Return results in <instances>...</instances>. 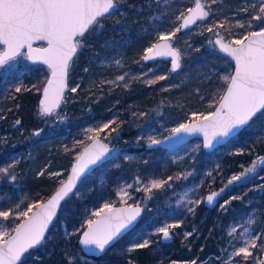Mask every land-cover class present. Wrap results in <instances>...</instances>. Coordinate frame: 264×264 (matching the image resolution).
Here are the masks:
<instances>
[{"label":"trees","instance_id":"obj_1","mask_svg":"<svg viewBox=\"0 0 264 264\" xmlns=\"http://www.w3.org/2000/svg\"><path fill=\"white\" fill-rule=\"evenodd\" d=\"M239 1L218 0L212 4L216 18L206 20L221 22L227 17L225 27L220 29L227 41L242 38L247 31L258 29L229 28V24L235 25L237 19L248 18L245 13L232 15L237 11ZM208 2L211 3V0ZM192 3L193 0H122L118 4V11L101 18L99 23L103 27L97 25L94 31L89 32L84 38L86 46L73 57L69 68V87L57 110L63 112V119H55L56 111L51 116H42L39 112L40 97L49 75L45 65L34 63L0 74V114L4 117L0 119V166L18 161L16 183L0 180V210H7L19 203L20 211H23L30 202L46 200L65 180L78 154L94 137L107 138L108 141L104 140L110 145L115 137L114 141L120 147L117 154L88 174L77 189L65 198L46 234L45 242L30 250V255L24 258L26 263L34 264L33 258L39 257L35 264H66L65 253H70L72 247L86 255L79 243L82 233L76 230L81 225L86 226L88 219L94 218V209L110 194H115L121 180L132 178L135 180L132 201L139 196L137 202L144 208L140 222L100 257H90L94 260L88 259L87 262L75 258L74 264H128L130 258L135 264H187L186 258L190 259L189 262H196L208 257L207 247L216 224L217 211L216 207L210 208L205 202L197 206L194 215L186 218L190 219L187 231L193 234L185 239L186 232H182L176 238L178 242L175 243L182 244L179 249L191 253L179 255L161 251L163 248L158 244L162 242L156 239L158 234L150 239L153 243L149 248L127 252L132 242L143 239V234L137 231L142 224L150 223L155 208L167 201L173 189L166 185L147 193L143 191L144 186L136 189V185H140L136 183L137 177L141 182L167 179L190 167L195 168L198 171L196 177H200L205 176L201 171L207 169L212 175H207L201 187L204 194L228 182V172L233 170L242 156L264 154V125L259 123L245 127L213 151L205 150L201 139L195 138L190 142L198 144L197 155L188 154L176 162L168 158L173 151L156 147L150 149L153 154H146L141 147L135 146L137 136L147 130V126L157 125L155 132H145L148 138L161 139L176 128L174 125L189 121L192 112L207 114L214 110L219 96L227 88V82L222 77L233 73V59L219 50L206 28L200 32L194 31L198 24L177 33V42L173 44L180 50L182 65L176 72H170L171 62L168 58L137 63L144 48L157 40V33L168 26L175 27L178 24L173 23L175 16L179 11L186 12ZM115 60H120L121 65L117 66ZM86 67L88 72L84 71ZM148 69L154 71L148 72ZM210 71L214 74L209 78ZM124 73L131 77L126 81L127 88L124 82L114 87L100 83ZM143 73L148 75L136 79ZM160 75L168 79L152 85L145 82ZM77 85V91L71 92L70 89ZM190 86L194 88L190 90ZM17 87L21 88L20 92L15 91ZM113 119L119 125L117 132H111V127H117L114 124L103 132L94 130L91 135L88 134V125L103 126ZM16 120L21 123L15 124ZM37 132L39 135H34ZM238 149L244 151L238 153ZM19 155L22 157L17 159ZM60 169L64 170L58 172V177L50 176V171ZM42 170L44 174L40 175ZM173 182L177 185L181 180ZM6 222L15 226L19 220ZM74 232L76 235H67Z\"/></svg>","mask_w":264,"mask_h":264},{"label":"snow or ice","instance_id":"obj_2","mask_svg":"<svg viewBox=\"0 0 264 264\" xmlns=\"http://www.w3.org/2000/svg\"><path fill=\"white\" fill-rule=\"evenodd\" d=\"M121 2L122 0H0V46H2L0 67L8 65L10 61L21 55L22 49L27 48L25 54L28 59L42 61L51 71V77L43 87V98L40 101L42 116H51L63 100L69 68L78 50L86 46L84 39L86 35L94 31L97 25L102 28L103 25L99 23L100 19L118 11V4ZM217 2L218 0H211V3L208 0H193V6L189 7L186 13L179 11L175 16L173 23L178 22V24L174 30L158 32L156 42L144 48L140 61L137 63L170 57V72H176L181 67V53L173 47V43L177 42V33L190 29V26L197 24L198 21H206L214 17L212 4ZM239 11L247 13L248 18L246 20L237 19L235 25L229 24V28H258V30L247 31L241 39L225 42L219 29L225 27L227 17L224 21L213 23L205 29L217 37L214 43L219 46V50L235 61L234 72L222 77L227 82V88L223 95L219 96L218 106L207 114L193 112L190 117L191 122L181 123L178 127L171 129L169 136L199 132L203 134V144L207 148L211 147L214 141L219 142L223 138L238 135L244 127L257 123L264 125V0H251V3H247V6ZM34 41H46L47 46L33 48ZM114 63L117 66L121 65L120 60H115ZM84 71L88 72L89 69L86 67ZM153 71V69H148V72ZM212 74L214 73L210 71L209 78ZM147 75L148 73H143L136 79H142ZM129 79H131L129 74L124 73L115 76L112 80H104L100 83L114 87L124 82V87L127 88L126 81ZM166 79H168L167 76L160 75L145 82L152 85ZM78 87L79 85L71 88L70 91L76 92ZM15 91L20 92L21 88L17 87ZM196 92L199 94V89ZM211 107L212 105L209 104V108ZM3 118L0 114V119ZM20 123V120L15 121L17 125ZM114 124L117 127H111ZM110 127L111 132H117L119 125L116 119L110 120L95 131L103 132ZM34 135H39V133H34ZM167 139L169 137H165V140ZM160 143H162L161 140L148 138L149 147ZM92 148L96 150L85 149L77 157L76 163L72 166L71 175L68 176L66 182H60V186L55 189L49 199L30 204L23 211H20L19 203L7 210H0V264H26L24 258L30 255V250L45 242L46 230L56 217L61 201L72 192L76 182L84 177L85 169L89 165H95L107 159L109 149L107 145L101 144L99 139L93 138ZM237 151L242 153L244 150L238 149ZM125 159H130V157H125ZM17 163L18 161L14 160L7 166H0V180L16 182L18 179L15 173ZM258 165H264V155H257L249 167L244 168L239 175H233L228 180V184L218 192L213 191L200 199H191L189 193L194 195L195 191L187 189L176 203L179 206L182 201H185L188 205L186 210L194 213L195 207L202 201L209 205L213 204L224 193L228 185H232L234 181H241L242 178L247 179L250 173L256 172ZM43 174L42 170L40 175ZM59 175L60 173H50L53 178ZM190 175H192L191 172H185L169 176L167 179H151L143 187V191L151 193L153 189H162L166 185L171 187V182L187 180ZM207 175L211 176L212 173L209 172ZM136 183H142L139 177ZM132 187L131 184L125 185L119 189L118 194L122 198L129 196L127 189ZM259 187L264 189V185ZM231 199L241 198L234 196ZM230 203L231 200H225L220 208L227 211L226 206ZM140 211L139 206L115 209L111 204L105 203L102 208L93 213L97 219H88L86 226L81 225V228L76 230L82 233L79 243L90 252L97 249L102 252L132 224ZM245 216L244 226L235 223L228 226L226 236L229 239L221 249V256L216 258L221 260L222 264H264V217L258 219L255 210L246 213ZM10 219H18L19 223L9 230L4 222ZM180 224L181 222L163 223L155 229V232L160 235L162 241H167L172 237L170 230L180 227ZM257 226L260 227L259 231L256 230ZM238 227H242L239 235H237ZM76 232L67 233V235L73 236ZM192 234V232L184 233L185 239ZM152 243L150 239L132 242L127 252L132 253L137 249L149 248ZM238 244L240 246H237ZM65 255L66 264H74L75 256L69 252ZM237 257L240 260H237ZM33 260L35 264L39 261V257H34ZM128 264H135V262L130 258ZM192 264H195V261Z\"/></svg>","mask_w":264,"mask_h":264},{"label":"rangeland","instance_id":"obj_3","mask_svg":"<svg viewBox=\"0 0 264 264\" xmlns=\"http://www.w3.org/2000/svg\"><path fill=\"white\" fill-rule=\"evenodd\" d=\"M247 3H251V0H247ZM246 0H240L239 4L236 5L237 11L233 12L232 15L237 16L240 13L239 10L245 6H247ZM193 5V3L191 4ZM191 5L189 7H191ZM230 6V3L228 4ZM188 7V8H189ZM234 7V6H233ZM213 12L215 11V8L212 6ZM186 13V12H185ZM246 16H248L247 13H245ZM216 18V15H214L213 19ZM220 21H200L196 25L198 26L197 28L194 29V31H201L203 28H207L211 26L213 23H217ZM177 26V25H176ZM175 26V27H176ZM175 27H170L168 26L166 29L163 31H167L169 29L174 30ZM220 31V29H219ZM212 38L215 37L213 33H211ZM237 39H241L237 38ZM150 46V45H148ZM0 50H2V47H0ZM26 52L23 51L21 52V55L17 56L15 60L10 61L8 65H5L3 67H0V74H3L4 72L10 70L14 71L19 67L18 69L21 68H26L29 67V64H34L31 62L28 58L27 55L25 54ZM38 64V63H36ZM182 65V61H181ZM47 70L49 71L50 74V69L48 66H45ZM49 77V75H48ZM48 79V78H47ZM194 87L190 86V90L193 89ZM39 112H40V104H39ZM196 113H201V111H194ZM193 113V112H192ZM191 113V114H192ZM63 115V112L56 111L55 112V119H60ZM185 122V121H184ZM183 123V122H182ZM102 126L99 125H88L86 128H88V134L91 135L92 132L95 129H99ZM174 127H178L174 125ZM157 130V125L152 124L151 126H147V130L140 132V134L136 138V144L135 146L141 147L142 151H144L146 154H153V152L150 149H155V148H148V137L145 135V132H155ZM114 138H112L111 141V156L117 154L118 151H120V147L117 146L118 143L117 141H114ZM106 141H108L107 138ZM110 143V142H109ZM202 144V140H201ZM197 143L190 142L185 146V148H182L178 151H175L173 153L169 154V159H171L173 162H176L178 160L183 159L185 156L188 154H193L197 155L198 147ZM149 149L150 151L146 150ZM159 154L161 152L158 151ZM21 155L17 157V159L21 158ZM257 157V156H256ZM256 157H251V155H244L242 156V159L237 161L236 166H233V170L228 172V176L226 179H231L233 175H239L241 172H243L244 168H247L251 165L252 161L256 159ZM47 166V165H46ZM234 167L235 170H234ZM64 169L60 170H54L50 171L49 173H58L62 172ZM185 172H191L192 175L188 177L187 180L181 179V182L178 183L177 185L173 182L172 186L170 188H173L170 195L167 197V201L163 204H160L158 207L153 209L155 212L153 216L159 217L157 220L156 218L153 219V216L150 217V223H145L142 224L140 229L137 231L138 234H143V239H152L154 235H157L155 232V229L159 226H161L163 223H176V222H181L180 227L171 229L170 231L172 232L173 235V240L170 241V244H167L169 242L162 241L160 239V235L156 239H159L162 243L158 244L161 248H163V252H175L177 254L185 255L191 253V251H183L179 249L182 244L175 243L178 242L176 238L180 236L182 232H190L187 231V224L190 222V219H186L188 216H191V214L194 215V213H190L186 210L188 205L186 204L185 201L181 202V205H177L176 201L180 199L181 195L187 190V189H194L195 194L193 195L192 193H189V198L191 199H200L206 196L208 193H204L202 191V186L204 183V180L207 177V174L210 172L207 169L201 171L205 176H200L196 177L198 175V171L193 168H187L185 171H182L180 173H185ZM16 173V170H15ZM18 176V175H17ZM214 179V177H213ZM18 180V179H17ZM150 181V180H149ZM147 180H142V183L140 185H136L137 188H141L142 186H145L148 184ZM8 182V181H7ZM135 180L132 179H123L121 180L119 186L115 188V194H110L109 197L101 203L99 207L94 209L93 213H95L98 209L102 208L105 203H109L112 206L113 205H118V204H140L137 201H139V196L136 197L137 199H133L132 201V196L134 193V188L127 189L129 196H124L123 198L121 197L119 193V189L124 187L125 185L131 184L132 186L134 185ZM16 183V182H15ZM228 182H226L223 186L227 185ZM264 185V166H257V170L255 173H250L247 177V179L242 178L241 181H234L232 185H228V187L225 189V192L220 196L217 204H216V211H217V217H216V224L214 226V229H212L211 233V240L210 243L208 244V257H206L204 260L201 259L199 261H196L195 264H222L221 260H217L216 258L218 256H221V249L227 244V240L229 237L226 236V233L228 231V226L232 224H239L244 226V219H246L245 214L246 213H251L253 210H255V215L259 219L261 217H264V189H261L259 186ZM210 192V191H209ZM240 197L241 199H236L232 200V197ZM130 197V198H129ZM225 200H231V203L227 205V211H224L220 208V205L224 203ZM41 202L40 200L38 201H33L30 202L28 205ZM203 202V201H202ZM201 202V203H202ZM200 203V204H201ZM141 205V204H140ZM198 206V205H197ZM195 207V210L197 208ZM214 207V208H215ZM27 207L24 209L26 210ZM144 211V208H143ZM144 213V212H143ZM95 217V216H94ZM186 219V220H185ZM218 219V220H217ZM5 226L9 228V230L14 227V225H9L6 221L4 222ZM256 230H260V227L257 226ZM242 232V227L237 228V235H239ZM142 239V240H143ZM176 239V240H174ZM138 241V242H142ZM158 241V240H157ZM237 246H240L239 244ZM166 249V250H165ZM229 251H231V248H229ZM70 253L75 256V258H81L84 261H89L94 260L86 255L80 254L77 252L76 248L72 247L70 249ZM163 255V254H162ZM237 260H240L239 257L236 258ZM190 259H185V263L187 264H192L193 261H190ZM27 262L26 264H28ZM182 264V263H181Z\"/></svg>","mask_w":264,"mask_h":264},{"label":"water","instance_id":"obj_4","mask_svg":"<svg viewBox=\"0 0 264 264\" xmlns=\"http://www.w3.org/2000/svg\"><path fill=\"white\" fill-rule=\"evenodd\" d=\"M193 5H191V7H192ZM198 22H200V21H198ZM197 22V23H198ZM196 25V24H195ZM195 25H192V26H190V29H192ZM190 29H186V30H190ZM186 30H184V31H186ZM258 30V29H257ZM217 39V37L215 36L214 37V42H215V40ZM156 42V41H155ZM155 42H153V43H155ZM225 42H230V41H227V40H225ZM47 46V42L46 41H34L33 42V48H43V47H46ZM218 48H219V46L218 45H216ZM173 47H175L176 49H178L179 50V48H177L174 44H173ZM23 51H25V52H27V48H24V49H22L21 50V52H23ZM180 51V50H179ZM169 59H170V62H171V58L170 57H168ZM30 60V59H29ZM31 62H33V63H38V64H43V65H45V66H47L46 64H44L42 61H39V60H37V61H33V60H30ZM233 62H234V68H235V61L233 60ZM180 64H181V58H180ZM180 69V68H179ZM179 69H177V70H179ZM176 70V71H177ZM233 72H234V70H233ZM51 77V71H50V74H49V77H48V79ZM47 79V80H48ZM47 82V81H46ZM46 84V83H45ZM66 84H67V87L65 88V90H64V96H65V93H66V91H67V89H68V87H69V72H68V75H67V78H66ZM45 86V85H44ZM226 90V89H225ZM43 98V91H42V95H41V97H40V101H41V99ZM63 100H64V97H63ZM63 100L61 101V103H60V105L55 109V111H57L58 109H59V107L61 106V104H62V102H63ZM216 106H218V103H217V105ZM214 110H215V108H214ZM214 110H212V111H214ZM54 111V112H55ZM189 122H191L190 120L189 121H187V122H185V123H189ZM245 128V127H244ZM243 128V129H244ZM242 129V130H243ZM242 130H240L239 131V133L242 131ZM234 136H236L235 134L233 135V136H230V137H227V138H223V139H221L219 142H216V141H214L213 142V145L211 146V147H204V144H203V141H204V137H203V134L202 133H199V132H197V133H191V134H189V133H180V134H178V135H176V136H169V134H167L166 136H164L163 138H161V139H158V140H161L162 141V143H160V144H158V145H152L151 147H149V144H147V147L148 148H155V147H162V148H164V149H166V150H169V151H178V150H180L181 148H183L186 144H188L191 140H193V139H195V138H199V139H201L202 140V146H203V148L205 149V150H207V151H213L214 149H216L218 146H221V145H223V144H225V143H227L231 138H233ZM165 137H169V139H167V140H165ZM94 138H97V139H99L100 140V142H101V144H104V145H107V147H108V149H109V153L107 154V159H105L103 162H98L97 164H95V165H89V167L87 168V169H85V172H84V177H86L88 174H90V173H92L96 168H98L99 166H101L105 161H107L110 157H111V149H112V147H111V145L110 144H108L103 138H101L100 136H96V137H94ZM92 143H93V139H91L88 143H87V145H85L84 146V148L81 150V152L78 154V156L81 154V153H83L84 151H85V149H89L90 151H95L96 149H93L92 148ZM98 147V146H97ZM264 155V154H263ZM77 156V157H78ZM77 159V158H76ZM76 159H75V161L72 163V165H71V168H70V171H69V174H68V176L69 175H71V170H72V166L76 163ZM260 166H264V165H260ZM68 176L65 178V182L67 181V178H68ZM84 177H82L81 178V180H78L77 182H76V186L73 188V190H72V192L73 191H75L76 189H77V187L79 186V184L82 182V180L84 179ZM60 186V185H59ZM221 188H224V187H219V188H217V189H215V190H212V191H210V192H208L206 195H208V194H210L211 192H213V191H219ZM72 192H70L69 194H71ZM225 192V191H224ZM54 193V192H53ZM52 193V194H53ZM51 194V195H52ZM50 195V196H51ZM50 196L47 198V199H49L50 198ZM220 198V197H219ZM219 198L217 199V200H215L214 202H213V204H211V205H209L208 203H206L205 202V204L208 206V207H210V208H213V207H215L216 206V204H217V202H218V200H219ZM46 199V200H47ZM46 200H44V201H46ZM64 201V200H63ZM63 201H61V203L63 202ZM137 206H139V208H140V214H139V216H137L136 217V219L132 222V224L131 225H129V227L127 228V229H125V230H123L122 231V233L113 241V242H111L109 245H107L106 247H105V249L101 252L100 250H95V251H92V252H90V251H88L87 250V248L84 246V245H82V244H80L81 245V248H82V250H83V252L87 255V256H89V257H100L101 255H103L106 251H107V249L110 247V246H112L118 239H120V238H122L124 235H126L129 231H131L139 222H140V220H141V218H142V216H143V207H142V205H140V204H118V205H113L112 207L113 208H115V209H120V208H128V207H137ZM59 209V208H58ZM57 212H58V210H57ZM95 219H97V217L95 216L94 218H93V220H95ZM54 220H55V217L53 218V221H52V223H50V225H49V227H48V229L46 230V233H45V235L47 234V232H48V230H49V228L52 226V224H53V222H54ZM81 237V236H80ZM173 240V235H172V237H171V239L170 240H167V241H165V242H170V241H172Z\"/></svg>","mask_w":264,"mask_h":264},{"label":"flooded vegetation","instance_id":"obj_5","mask_svg":"<svg viewBox=\"0 0 264 264\" xmlns=\"http://www.w3.org/2000/svg\"><path fill=\"white\" fill-rule=\"evenodd\" d=\"M169 59V58H168Z\"/></svg>","mask_w":264,"mask_h":264}]
</instances>
